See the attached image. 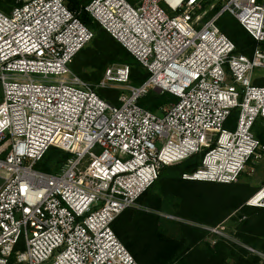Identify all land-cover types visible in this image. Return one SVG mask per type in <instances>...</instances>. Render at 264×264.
Instances as JSON below:
<instances>
[{"label":"built area","instance_id":"obj_1","mask_svg":"<svg viewBox=\"0 0 264 264\" xmlns=\"http://www.w3.org/2000/svg\"><path fill=\"white\" fill-rule=\"evenodd\" d=\"M68 1L0 10V264H139L113 224L163 168L205 152L183 178L234 184L264 154V0H93L85 11L150 73L133 87L128 66L109 68L99 87H124L118 105L70 68L95 33ZM224 14L259 43L252 57L219 28ZM152 91L178 101L153 113L139 105ZM53 147L72 156L37 170ZM246 205L264 208V186Z\"/></svg>","mask_w":264,"mask_h":264},{"label":"trees","instance_id":"obj_2","mask_svg":"<svg viewBox=\"0 0 264 264\" xmlns=\"http://www.w3.org/2000/svg\"><path fill=\"white\" fill-rule=\"evenodd\" d=\"M92 1H68L69 9L77 12L82 22L95 33L94 39L75 57L70 68L82 80L92 84L101 98L118 105L120 91L96 87L107 69L128 66L133 87L142 86L150 73L121 43L93 21L85 11ZM15 5L16 0H0V10L6 14H10ZM220 8H215L208 17L216 15ZM224 15L218 21L219 28L235 43L237 53L252 57L259 43L232 15L230 24L225 23ZM262 46L264 48V44ZM177 101L171 94L160 95L152 91L139 101V105L160 113L162 106ZM254 133L264 141L262 120H258ZM71 156L53 147L35 168L57 174ZM204 156L205 152L196 154L178 165L163 168L159 179L139 198L138 207L127 209L113 224L116 235L139 264H264V259L255 253L264 254V208L245 205L261 188H251L249 184L239 182L218 184L185 180L183 176L195 172ZM163 214L183 222L167 219ZM229 218L237 223L235 238L242 245L209 230L221 227ZM213 236L215 240L210 241ZM24 250L22 240L16 252ZM10 264H19L15 255Z\"/></svg>","mask_w":264,"mask_h":264},{"label":"rangeland","instance_id":"obj_3","mask_svg":"<svg viewBox=\"0 0 264 264\" xmlns=\"http://www.w3.org/2000/svg\"><path fill=\"white\" fill-rule=\"evenodd\" d=\"M128 1L131 2V3H133V4L135 3L134 0H128ZM138 1H140V0H138ZM212 4H215L216 5V2H214ZM231 17L232 16L230 14H226L223 17V21L225 23H229L230 24ZM257 72H258V74H264V70H258ZM103 80H104V78H103ZM227 83L232 84V80H231L230 77L227 80ZM99 86H100V84L97 85L96 87L98 88ZM105 89H107V88H105ZM108 89H116V90L120 91L121 94L125 90L124 87H120V86H111ZM238 115H239V112L238 111H234V113H233V115L231 117L230 122L225 125V129H228V130H234L235 129V127L237 125ZM216 138H217V135L213 136L211 139H209V141L215 142ZM239 183L249 184L251 186V188H262L264 186V154H263L262 157H259V158L255 159L253 162H251L249 164V166L247 167V169L243 173V175H242ZM1 184H2V181L0 180V185ZM162 216L165 217V218H167V219H170V220H175V221H178V222H181L182 221L183 222L182 219L176 218V217L171 216V215H164L163 214ZM233 216H236V214L234 213ZM236 228H237V223L234 222L232 218L231 219L229 218L225 223H223L221 225V227H219V228H209V230L214 235L217 234V235H219V236H221V237H223V238H225L227 240H230L232 242H235V243L240 244V242L238 241V239L235 238V230H236ZM214 238L215 237L213 236L210 239V241H214L215 240ZM240 245H242V244H240ZM244 247H246L250 251L254 252V250H252L251 248H249L247 246H244ZM255 253L257 255H259L261 258L264 259V254H262V253H260L258 251H255Z\"/></svg>","mask_w":264,"mask_h":264},{"label":"bare ground","instance_id":"obj_4","mask_svg":"<svg viewBox=\"0 0 264 264\" xmlns=\"http://www.w3.org/2000/svg\"><path fill=\"white\" fill-rule=\"evenodd\" d=\"M261 196H262V195H261ZM261 196H260V197H261ZM260 197H259V198H260Z\"/></svg>","mask_w":264,"mask_h":264}]
</instances>
